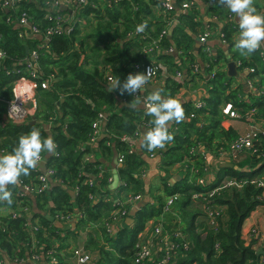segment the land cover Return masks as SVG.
Instances as JSON below:
<instances>
[{
    "label": "trees",
    "instance_id": "trees-1",
    "mask_svg": "<svg viewBox=\"0 0 264 264\" xmlns=\"http://www.w3.org/2000/svg\"><path fill=\"white\" fill-rule=\"evenodd\" d=\"M98 2L99 0H89V3L93 4ZM158 4L159 0H122L112 8L103 9L100 6L93 7L91 4L83 6L78 16L86 21V24H77L70 35L53 37L49 42L48 50L38 48L42 43L39 37L21 38L20 28L15 24L7 25L5 23L7 12L1 13L0 34L4 36L3 48L8 55L4 61L5 67L13 68V65L25 59L30 51L38 50L39 72L45 75L55 74L56 81L52 83L50 89L38 91L39 110L34 117L22 125L6 122V105L0 103V151L5 150L8 154L11 153L21 134L37 128L42 137L52 135L58 146L56 153L48 161V167L56 171L58 180L68 188L79 187L75 197H72L61 185H55L47 194L32 200L26 199L33 205L35 218L40 220L41 229L36 234V238L40 247H45L41 251L43 254H47L48 250L54 248L55 244L51 241L54 237L62 242L61 249L67 248L61 237L56 235L58 228L49 220V217H52L56 211L69 213L77 208L85 215V218L77 224V233L69 231L68 235L77 238L79 232H89L85 249L98 254V264H134V249L138 237L148 222L161 215L165 203L164 197L180 194L181 198L176 202V207L185 213L192 205V193L202 191L201 187L189 183L190 172L186 173L183 181H178L175 186H171L168 182L171 168L180 163H188L190 167L195 164L199 167L203 163L202 157L199 154L191 155L192 149L203 147L215 150L216 147L230 143L240 135L223 128V106L231 101L233 106L241 109L243 113H247L254 107L258 111V116L264 118V93L261 95L248 93L254 101L253 105H250L240 100L238 92L230 91L232 80L235 78L230 79L226 73L220 71L211 78L202 77L210 91L209 97L204 99L207 108L197 111L191 105L186 106L184 117H189L191 114H195L196 117L191 122L183 120L179 124L174 123V126L169 129L174 138L165 145V160L160 166L162 187L153 188L148 192L158 205L149 202L144 208L139 209L132 217L130 216L134 220L133 224L128 225L129 220L124 222V227L117 232L116 236L106 233L103 223L110 216L113 205L104 201L91 200L90 196H96L100 188L83 184L88 174L99 173L98 168L102 164L84 163L82 160L84 153L79 150V146L88 139L91 125L98 115L107 113L109 116L106 131L117 138L113 147L104 145L107 137L101 139V152L106 160L112 159L114 150L118 154L125 153V164L119 169V177L126 186L120 185L121 188H119L123 192H128L133 186L135 192L144 191V181L139 180L137 175L142 167L147 166L146 157L150 151L143 146L142 139V153L136 151L134 154H127L126 146L118 141V137L133 134L138 129L142 131V121L147 122L150 128L153 127L151 120L154 118L146 115V110L135 104L133 96L127 93L121 95L119 88L113 89L114 87L108 84L106 70L109 68L115 80L122 83L129 73H133L135 65H141L144 68L150 64L149 59L142 55L140 42L137 39L128 38V34L139 24L147 22L144 32L150 31L152 36H158L165 27L160 17L157 18L154 14V7ZM27 8L30 9L34 22L40 23L42 12L32 5H28ZM151 26L153 28H149ZM199 31L200 24L194 15H181L179 24L171 30V35L163 40L162 47L168 49L175 45L179 49L184 47L189 49L196 42ZM224 31L228 41L233 44V31L228 28ZM88 46L94 49L90 51ZM234 56L243 62L244 69H254V73L248 77L254 81L257 80L254 86L260 85L257 87L260 90L264 85V64L258 52L241 55L240 51H236ZM159 60L168 66L171 72L178 68L177 58L174 55L163 54ZM208 61L212 66L215 64L211 58ZM0 75H2L0 96L8 100L12 97L10 84L15 80L16 75L8 76L2 72ZM182 87L180 82L170 78L162 90L174 98ZM242 88L243 86L240 85L239 89ZM56 111H59L60 115L53 120L55 126L49 129L46 124L52 121L50 118H55ZM44 114L46 115L43 118ZM201 121L204 124L200 127ZM46 153L41 154L45 156ZM258 157L245 158L240 163L242 166L240 169L223 168L218 180L210 185V188L218 186L226 177L239 180L263 178L264 146ZM81 172L86 175L80 176ZM36 174L31 171L29 176L21 177L28 183ZM107 186L106 181L102 183L101 189L110 193ZM10 189L14 192L16 186H10ZM158 191H163L165 195H158ZM262 192L261 187L249 183L241 190H226L213 197L212 202L226 207L225 215L219 219L218 231L206 226L205 223L203 229H200V226L195 225L198 214L188 215L187 228L192 237V245L190 250L180 257L177 264H249L251 260L257 262L261 257L264 258V248L261 255L253 250L254 241L247 244L242 238L245 221L257 207L264 205V201L261 200ZM14 194L15 192L13 196ZM13 196V203L9 206L16 208ZM47 206H51L49 210ZM1 222L4 228L0 229V263L5 257L24 260L29 258L31 236L24 227L25 220L6 218ZM217 245L220 248L219 252ZM61 249H56L55 264L62 262L61 253L58 252Z\"/></svg>",
    "mask_w": 264,
    "mask_h": 264
},
{
    "label": "built area",
    "instance_id": "built-area-1",
    "mask_svg": "<svg viewBox=\"0 0 264 264\" xmlns=\"http://www.w3.org/2000/svg\"><path fill=\"white\" fill-rule=\"evenodd\" d=\"M120 1L122 0H99L98 4H93L89 3V0H0V21H2L1 13L6 11L7 16L5 23L7 25L15 24L20 28L19 35L21 38L32 39L39 37L42 43L39 44L38 48H46L48 50L50 48L49 42L53 37L70 35L71 32L75 30L77 24L86 23V21L78 16L81 7L91 4L93 7L100 6L103 9L107 7L112 8ZM28 5H32L42 12L40 23L34 22L31 11L27 8ZM253 6L257 9L259 14L264 15V4L261 6ZM206 9L209 10L212 15L211 19L204 23L200 14ZM154 14L157 18L160 17L165 23L163 31L158 36H152L150 31L149 33L144 31L137 32V28L130 31L128 34V38L137 39L140 42L142 46V55L150 61V64L146 65L144 68L141 65H135L133 70V73H138L144 72L151 67L152 76L148 84L145 85V88L152 87L158 83L163 85L165 83L164 81L171 78L180 82L183 86L182 89H186L196 83H205L201 79L204 76L208 78L215 76L217 70H215L214 67L218 61L212 56L211 50L208 47V42L211 40H218L225 46L233 48V54L238 51L235 47L238 40L234 38V35L240 30L238 17L228 8L215 3V0H159V4L154 7ZM186 14L194 15L197 22L200 24V31L196 36V40L201 46L202 53L208 59L211 58V60H214L215 64L213 66L210 61L204 64L203 67L198 63L193 45L189 49H185V47L179 49L175 45H172L168 49L162 47L163 40L170 36L171 30L179 24V17ZM44 23L47 25L44 26ZM149 28L153 27L151 26ZM225 28L233 31V44L228 41L224 31ZM4 44V36L0 34V54H2L0 55V73H6L8 76L16 75V78L10 84L12 97L5 100L0 96V103H5L7 118L10 123L22 125L30 120V118L34 117L33 115H36L39 110L38 91L50 89L52 83L56 81V76L55 74L45 75L39 72L40 53L38 50L30 51L29 55L20 63L14 64L13 68H6L4 61L8 55L3 48ZM257 52L264 64V44L261 45ZM163 54L174 55L177 58L178 68L175 71L171 72L168 66L160 62L159 57ZM229 59L236 63L238 69L246 71L247 77L245 85L250 91L248 92L261 95L262 91L254 86L255 81L248 77L250 74L254 73V69H244L242 67L243 62L236 59L234 55L230 56ZM227 66L228 60L226 62V68ZM218 71L226 72L224 66ZM106 78L108 84L114 87L116 80L112 76L109 68L106 70ZM1 83L2 75H0V84ZM143 95L144 94H142L140 90L137 95L133 96L136 105L141 104L140 101L145 98ZM191 106L197 111L207 108L206 102L202 98L191 104ZM235 109L236 108L230 101L223 108V113L231 118L246 123V128L236 139L230 143L216 147L215 150H209L203 147L192 149L191 155L199 154L202 157L203 163L201 166L199 165V167L195 166V164L190 167L188 163H180L174 166L184 171L185 174L190 172L191 177L189 183L201 187L202 191L192 193L191 202L202 211L203 221L206 226L217 231L219 229V219L225 215L226 207L211 201L216 195H220L226 190H241L250 183L262 188L261 200L264 201V177L252 180H239L226 177L218 186L212 189L210 188L212 182L211 178L208 176L211 173V169L206 163V154H213L216 158L220 159H228L229 162H238L244 155L259 158L258 156H260L264 146V128L256 120V108L253 107L247 113H238ZM58 115H60V113L56 111L55 118H50V120H52L50 122L52 127L55 126L53 120H56ZM108 116L107 113H100L98 115L91 125V132L88 139L79 146V150L84 153L82 159L84 163L95 162L96 154L101 151V139L107 137L104 142L106 147L114 146L117 137L106 131ZM195 117V114H191L189 117H184L183 120L191 122ZM203 124L204 122L201 121L200 127L203 126ZM141 128L148 129L150 125L142 121ZM118 141L126 146L127 154H134L136 151H142V131H140V129L133 134H125L118 137ZM5 154H8V152L5 150L0 151V155ZM147 158L156 161L157 168L162 173L160 166L165 160V147L150 151L147 154ZM125 159V153L118 154L117 161L120 167L125 164ZM44 162H46L45 156L41 154L40 164L33 170L37 174L30 182L27 183L20 177V183L16 185L15 194L13 196L16 208L9 206L7 202H0V206L4 205L8 207L9 211L7 217H0V229L4 228L1 222L2 219L23 218L25 220L24 227L31 236L30 250L28 251L29 258L24 260L17 258L8 259L5 257L0 264H27L28 261L35 264H55L57 262L55 257L57 254L56 245L53 249L48 250L47 254L41 252L45 247L41 248L36 238V234L41 229L40 220L35 218L33 205L28 203L26 199L29 198L32 200L37 196L47 194L55 185H61L64 189L73 191L74 195L79 191V187L74 189L68 188V186L58 180L56 171L48 167V163H46L42 169L41 166ZM98 169L99 173L88 174L83 184L100 188L96 196H90L91 200L96 202L104 201L113 205V210L110 216L104 221L103 227L108 235L116 236L117 232L120 230L118 229L119 226L126 222L131 216V213L139 209L140 204L144 201L147 196L146 193L148 192H135L133 186L129 188L128 192H123L120 188L125 187L126 184L120 179L118 188L113 192L107 193L101 189V185L106 181L108 184L111 183L112 177L109 174L110 169L105 165H100ZM85 175L84 172L80 174L82 177ZM147 175L148 169L147 166H144L137 177L139 180L144 181ZM157 194L165 195L163 191ZM180 198V194L165 196V203L162 207L161 215L151 220V226H146L138 237L134 249V264H177L180 257H183V255L190 250L192 237L185 225L182 212L176 207V202ZM50 207L51 206H47V209L49 210ZM52 217L54 221L69 225L73 221L79 222L81 219H84L85 215L75 208L73 212L69 213L56 211ZM255 230L257 235L259 229H253L254 235ZM59 232H61V230L58 229L56 233L57 236L60 235ZM217 250L218 252L220 251L219 245H217ZM72 251V258L75 264H90L93 260V254L86 251L84 248H78ZM249 264H264V258L258 259L257 262L251 260Z\"/></svg>",
    "mask_w": 264,
    "mask_h": 264
},
{
    "label": "clouds",
    "instance_id": "clouds-1",
    "mask_svg": "<svg viewBox=\"0 0 264 264\" xmlns=\"http://www.w3.org/2000/svg\"><path fill=\"white\" fill-rule=\"evenodd\" d=\"M215 3L228 8L238 17L240 36L235 47L241 55L259 50L264 44V15L257 12L253 6L254 0H215ZM146 27L147 22H143L136 30L143 32ZM151 76V67L144 72L129 73L122 83L117 80L113 89L119 88L121 95L127 93L135 96L148 84ZM140 103L143 104L146 115L154 118L151 120L153 127L143 136V146L148 151L164 148L174 138L169 132L170 122L179 124L184 119L181 102L171 96L162 95V91L157 88ZM57 147L52 135L42 137L37 128L21 134L12 152L0 155V202L11 205L13 193L10 186L19 184L21 176H29L39 166L42 152L55 154Z\"/></svg>",
    "mask_w": 264,
    "mask_h": 264
},
{
    "label": "crops",
    "instance_id": "crops-1",
    "mask_svg": "<svg viewBox=\"0 0 264 264\" xmlns=\"http://www.w3.org/2000/svg\"><path fill=\"white\" fill-rule=\"evenodd\" d=\"M263 4H264V0H254V5H260L261 6ZM211 15H212L211 12L207 9L205 11H202V13L200 14L202 21L204 23H206L207 21H209L211 19ZM239 36H240V30L234 35V38L236 40H239ZM193 47H194V51H195V57H196L198 63L201 64L203 67L204 64L208 63V58L205 55H202L201 46L199 45L197 40L194 43ZM208 47L211 50L212 56L218 61V63H216V66L214 67L215 70H217L219 67L224 66V60L227 62V60H229V57L234 55L233 54V48H231L229 46H225L224 44H222L218 40L209 41ZM222 57H223V59H222ZM248 57H250V55ZM225 71H226L225 73L227 74L228 67L226 68V66H225ZM237 73H238V78H235L236 80L233 81V83H232L233 89H231V90H234V91L237 90L238 95L241 94L243 96L242 97L243 102H247L248 104H252L254 101L251 100L252 98L247 96V94L250 91L245 85L246 77H247L246 71L241 70V69H237ZM259 77H261V76H259ZM259 79H258V82H259ZM255 81H257V80L255 79ZM164 82L166 83V81H164ZM165 83L163 85L161 83H158L152 87L159 86L162 93H164L162 89H163ZM254 83H256V82H254ZM240 85L243 86L242 89H239ZM256 86H257V84H256ZM259 86H257V87H259ZM263 86L264 85H262L260 90L264 93V91H263L264 87ZM150 94H151V91H148V88H146V92L143 96L147 97ZM209 94H210V91H209V87L207 86L206 82L205 83H196L195 85L188 87L186 89H180L174 98L178 99L181 102L183 108H185L186 106H190L191 104L201 100V98L202 99L208 98ZM165 95H166V97L169 96L168 93H165ZM228 103L229 102H227L226 104H228ZM224 107L225 106H223V108ZM223 108H222V111H223ZM239 110H240L239 108L235 109V111H237V112H239ZM5 111H6V106H5ZM6 117H7V111H6ZM259 117H260V119H258V118L257 119H258L260 125L263 127L264 126V118L261 116H259ZM46 125L49 129L52 128V124H50V122ZM173 126H174V122L173 123L170 122L169 129H171ZM222 126L226 130H232V131L239 134L246 128V123L241 121V120H237V119L231 118L230 116L223 114ZM144 134H145V132L144 133L142 132V139H143ZM206 157H207L206 163L208 166H210V169H211V173L209 174L208 177L211 178L212 184L218 180L219 175L222 172L223 168L229 167V168L240 169L242 166H240L239 164L245 159V157H243L238 162H229L228 159L225 160V159L216 158L213 154H206ZM95 162H99L102 165L109 167V169H110L109 174L112 177L111 178V183H112L113 182V176H112V170H111V166H110L112 159L106 160L105 157L103 156L102 152L100 151L95 156ZM146 162L148 163L147 164L148 175H147L146 179L144 180V184H145L144 185L145 186L144 191L149 192L150 190H153V188L158 189L162 186V184H161L162 173L158 170L156 161L149 160L147 158ZM237 163H238V165H237ZM44 166H41L42 169L44 168ZM120 168L121 167L118 166V168H117L118 173H119ZM169 175H170V179L168 182L170 183L171 186H175V183L178 181H183L185 176H186L184 171H182L181 169L176 168V167L171 168ZM113 191H115V189L110 190V192H113ZM158 192H160V191H158ZM146 195H147L146 198L140 204L141 208H144L146 205H148L149 202L151 204H155L156 206L158 205L156 200L152 199L150 197L151 195H148V193H146ZM146 200H149V202L144 203ZM142 204H145V206L142 207ZM190 206H189V208H190ZM187 210H186V212H187ZM186 212H185V214H186ZM8 215H9L8 207L1 205L0 206V217L4 218V217H7ZM133 222H134V220H133ZM78 223L79 222L73 221L72 223H70L68 225V229L66 226H63V228H65V229L63 230V232L62 231L59 232L60 235H58V236L61 237V239L63 240V243H65L67 248L61 249L62 248V242L59 240H56L55 237L51 238V241L56 245V247L61 249L58 251L61 253L60 259H62V262H60V264H75L73 262V258H72V252H73L72 250L78 249V248H84L85 249V245L88 242L87 234H85L84 232H79L78 233L79 235L77 236V238H73V236L68 235L69 231L77 233V227H78L77 224ZM130 223L131 222L129 221L127 224L129 225ZM124 225H125V223L120 225L118 229H122L124 227ZM195 225L196 226L199 225V217H197L195 219ZM150 226H151V222H148L147 227H150ZM186 226L188 227V223ZM254 228H258L260 231V234H257V236L254 235V233H253ZM198 231H200V229H198ZM242 238L246 241L247 244H249L251 241H254L255 243L253 246V250H255L259 254L263 255V248H264V205L257 207L252 212L250 217L245 221L243 228H242ZM90 252L93 254V260L90 264H98V260H99L98 254L95 251H90ZM27 264H35V263H31L28 261Z\"/></svg>",
    "mask_w": 264,
    "mask_h": 264
},
{
    "label": "rangeland",
    "instance_id": "rangeland-1",
    "mask_svg": "<svg viewBox=\"0 0 264 264\" xmlns=\"http://www.w3.org/2000/svg\"><path fill=\"white\" fill-rule=\"evenodd\" d=\"M86 24V23H85ZM85 24H82V25H85ZM88 49L91 51V50H93L94 48H92L91 46H88ZM222 59H223V57H222ZM216 66V65H215ZM225 66H226V61L224 60V68H225ZM221 69V67H219L218 69H217V71L218 70H220ZM227 77H228V75H227ZM229 78V77H228ZM234 80H236V79H234ZM234 80H232V83H233V81ZM233 87V85L231 84V88L230 89H233L232 88ZM230 91H234V90H230ZM264 91V90H263ZM145 92H146V88L144 87L143 89H141V93L142 94H145ZM235 92H238L237 90L235 91ZM263 93V92H262ZM243 94V93H242ZM162 95H164V96H166L165 95V93H162ZM239 96V98H240V100H242V95L241 94H239L238 95ZM247 96H249L250 97V95H248L247 94ZM251 98V97H250ZM252 100V99H251ZM253 101V100H252ZM250 105H253V103L252 104H250ZM122 106H123V104H122ZM141 109H144V106H143V104L141 103L140 104V106H139ZM237 109V108H236ZM252 109V108H251ZM250 109V110H251ZM249 110V111H250ZM239 112L240 113H242L243 111L240 109L239 110ZM238 112V113H239ZM222 113H223V111H222ZM224 114V113H223ZM46 114H44L43 115V118H44V116H45ZM257 118L258 119H260V117L258 116V111H257ZM33 116H35V114L33 115ZM256 118V120L258 121V119ZM5 120H6V122H9V119L5 116ZM259 122V121H258ZM263 128H264V126H263ZM246 154V153H245ZM51 157H53V154H49V153H46L45 154V160L46 161H48ZM244 157L245 158H248L249 159V157H251V156H249V155H244ZM117 158H118V153L116 152V150H114V152H113V157H112V162H111V170H112V176H113V182L112 183H110V184H108V186H107V188H108V190H113V189H117L118 188V186H119V184H120V177H119V173H118V171H117V168H118V161H117ZM252 158H254V157H252ZM256 158V157H255ZM44 165H46V162H44L43 163V165L42 166H44ZM237 165H238V163H237ZM240 165V164H239ZM247 166H249V165H247ZM194 213H197L198 214V217H199V225L198 226H200V229H203V225H204V221H203V216H202V211L200 210V208L198 207V206H196V205H194L193 203H192V205L190 206V208L187 210V212H186V214L185 213H182V216H183V218H184V221H185V224L187 225V223H188V215H192V214H194ZM255 229V228H254ZM89 232H85V234H88ZM258 234H260V231H258ZM255 235H256V230H255ZM257 236V235H256ZM99 239V238H98ZM77 245V244H76Z\"/></svg>",
    "mask_w": 264,
    "mask_h": 264
},
{
    "label": "water",
    "instance_id": "water-1",
    "mask_svg": "<svg viewBox=\"0 0 264 264\" xmlns=\"http://www.w3.org/2000/svg\"><path fill=\"white\" fill-rule=\"evenodd\" d=\"M228 72H227V75H228V77L229 78H238V73H237V65H236V63L234 62V61H232V60H228ZM160 89V87L159 86H157V87H148V91H153L154 89ZM147 131V129H143L142 128V132L144 133V132H146ZM141 152V151H140ZM142 153V152H141ZM49 161V160H48ZM48 161H46V163H48ZM233 166V165H232ZM70 194H71V196L72 197H75V195H74V193H73V191H68ZM149 202V200H146L144 203H148ZM145 206V204H142V207H144ZM141 208V206L139 207V209ZM139 209H137V210H135L132 214H131V217L139 210ZM128 218L127 220H129L131 223H130V225L131 224H133V219L132 218ZM49 220L51 221V222H53L54 223V225L59 229V230H61L62 232H63V230L65 229V228H63V226H66L67 227V229H68V225H65V224H62V223H60V222H57V221H54V219H53V217H49ZM128 221V222H129Z\"/></svg>",
    "mask_w": 264,
    "mask_h": 264
}]
</instances>
